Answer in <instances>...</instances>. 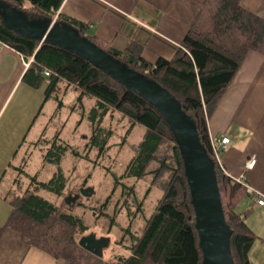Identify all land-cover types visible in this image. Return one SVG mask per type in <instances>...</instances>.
Returning a JSON list of instances; mask_svg holds the SVG:
<instances>
[{"label": "trees", "instance_id": "16d2710c", "mask_svg": "<svg viewBox=\"0 0 264 264\" xmlns=\"http://www.w3.org/2000/svg\"><path fill=\"white\" fill-rule=\"evenodd\" d=\"M0 1L21 10L29 20L56 18L57 22L73 27L120 64L174 95L196 125L199 139L214 162L226 222L232 231L234 263L251 264L249 252L257 235L245 214L236 210L247 195L246 188L222 169L213 150L207 117L218 105L245 55L250 50L264 53V18L245 9L241 0H180L198 5V18L172 59L159 58L151 63L131 49L120 51L99 40L90 32L89 24L62 13L56 15L64 0ZM0 43L19 51L26 61L32 59L23 80L33 87L48 80L45 100L53 98L57 102L56 113L63 108L64 97L70 91L77 94L76 106L86 109L85 98L94 99L87 113L90 133L83 151L60 141V131L52 140L45 136L39 139L38 144L44 146L43 168L56 166L48 180H41L40 172L28 173L24 165L10 164L20 173L6 194L12 211L0 228V236L12 227L23 241L68 264H203L184 158L175 134L158 108L89 58L54 42L19 33L1 21ZM46 70L49 76L45 75ZM115 124L122 125L119 140L115 139ZM137 125L146 129L143 139L128 142ZM94 150L97 157L92 159ZM127 150L130 157L117 172L120 159L115 161L110 153L119 155ZM68 151L73 153L76 163L84 159L93 163L95 169L108 160L104 171L111 181L108 188L96 189L90 197L80 196L76 203L68 205L64 197L71 189L72 175L62 167ZM157 163L159 167L152 169ZM163 169L170 174L167 189L154 212L147 216L145 201L152 187L141 196L138 182ZM93 177L89 173L80 186H88ZM42 192L53 195L52 199ZM123 219L127 224H122ZM139 220L142 224L136 227ZM95 226L108 235L118 230L115 243L123 250L114 251L105 259L82 247L81 237Z\"/></svg>", "mask_w": 264, "mask_h": 264}, {"label": "crops", "instance_id": "0c3cea01", "mask_svg": "<svg viewBox=\"0 0 264 264\" xmlns=\"http://www.w3.org/2000/svg\"><path fill=\"white\" fill-rule=\"evenodd\" d=\"M241 5L264 18V0H241ZM13 10L20 24L4 22L17 30L21 31V25L37 35L48 24L47 18L29 20L21 10ZM59 13L89 24L90 32L107 45L120 51L131 49L154 63L159 58L175 56L200 8L180 0H64L56 15ZM27 68L19 51L0 43V183L10 164L19 166L14 161L28 144L31 129L46 105V82L40 87L26 83L23 76ZM207 123L215 143L230 137L228 147L218 153L226 174L236 181L245 177L244 181L259 195L250 194L244 185L247 195L236 210L245 214L257 235L249 252L251 264H264V205L257 202V197L264 198V53L250 50L245 55ZM47 130L44 124L32 142L42 155L44 146L39 148L38 141L48 137ZM251 159H255L252 168L247 167ZM6 194L0 195V228L12 211ZM0 264L68 263L28 244L17 230L8 227L0 236Z\"/></svg>", "mask_w": 264, "mask_h": 264}, {"label": "water", "instance_id": "95a60500", "mask_svg": "<svg viewBox=\"0 0 264 264\" xmlns=\"http://www.w3.org/2000/svg\"><path fill=\"white\" fill-rule=\"evenodd\" d=\"M0 4L11 9L10 14L15 17L13 9H18L2 1ZM17 20L18 18L15 17V22ZM47 21L45 29L38 32L37 35L31 34L21 25L18 27L21 28V31L11 28L41 41L54 42L89 58L158 108L175 134L184 158L186 175L195 207L196 226L204 253L203 264H235L231 250L232 231L226 222L214 162L199 139L196 125L182 109L180 102L159 83L120 64L96 43L82 36L78 30L65 23L55 21L52 24L51 19ZM19 22L16 23V26L20 24ZM93 192L94 188L82 187L79 193L67 196L65 202L71 205L76 203L80 196L90 197ZM109 242V237L98 238L95 234L85 235L80 239L82 247L100 257L103 256V248L108 246Z\"/></svg>", "mask_w": 264, "mask_h": 264}, {"label": "rangeland", "instance_id": "374dc122", "mask_svg": "<svg viewBox=\"0 0 264 264\" xmlns=\"http://www.w3.org/2000/svg\"><path fill=\"white\" fill-rule=\"evenodd\" d=\"M11 9L7 8L6 6L0 4V21L6 24L5 22H8L12 26H16L15 17H12L10 14ZM4 20H6L4 22ZM20 23V22H19ZM6 26H8L6 24ZM11 28L10 26H8ZM12 29V28H11ZM14 30V29H13ZM48 81V80H47ZM44 84L43 87L47 84ZM85 105H87L86 109L82 108L81 106H76L75 103L77 102V94L74 91H70L65 97H64V106L61 110H59L56 113L57 108V102L53 98H49L48 101H46V105L42 112L40 113L39 117L37 118L34 126L31 129V132L27 138L28 144H26L22 151L20 152V157L14 161L16 165H24L26 171L30 174H35L37 172H40V179L45 181L48 180L51 175L55 172L56 166L48 165L46 168H43L42 166V158L43 155L41 152L39 153V149L37 151V148L34 146L35 144H32L37 138L38 132H40L42 126L44 124H47L48 130L46 133L47 138L52 140L56 133L58 131L61 132L60 135V141H63L65 143H69L70 146L74 149H77L79 151H83L86 147L87 142V135L90 133V122L87 117V113L94 103V99L85 98ZM116 120V119H115ZM113 120V121H115ZM35 121V120H34ZM112 121V122H113ZM108 123V121H107ZM117 134L115 135V139H120V135L123 132L122 125L121 124H115ZM146 129L142 125H137L135 130L132 132L131 137L129 138L128 142H140L144 135H145ZM117 140V141H118ZM43 147V145H39V148ZM27 148V151L31 149L32 151L30 153L24 152ZM112 157H114L115 161H119L118 165H114L112 163V166H115V170L117 172H121L123 163L127 161V159L130 157V151H124L122 153L115 154L114 151L110 153ZM22 157V158H21ZM94 157H97V150L93 151L91 153V158L94 159ZM26 158V159H23ZM24 160L27 162L24 163ZM76 158L74 157L73 153L68 151L64 156L62 160V167L66 174L72 175V186L70 191L67 193V196L69 195H75L79 193L80 189L84 186H80V183L84 181L85 177L89 173H93L94 177L89 182L88 187L94 188V190L99 189L102 191H105L108 186L111 184L110 179L105 177L104 171L106 170L107 166L109 165V161L105 160L102 161V163L97 166V169L93 168L94 164L90 163L84 159L78 160V163L75 162ZM11 162V161H10ZM2 163V161H0ZM159 167V163L153 164L152 169H157ZM20 173L19 170L15 169L12 165L7 169V173L5 176H3L2 181L0 183V195L2 196L3 193H7L8 190L13 188V180L14 178ZM170 178L169 172L167 170H162L157 175L155 173H152L148 175L146 178L138 182V190L141 196H143L145 190L150 186L152 187V191L150 192L149 196L147 197L145 201V208H146V214L147 216H150L154 210L156 205L158 204V200L163 196L164 191L167 189V184ZM132 183V181H130ZM41 194H44L49 199H52L51 197L53 195L49 194L46 195L44 192ZM66 196V197H67ZM64 197V201L66 199ZM122 224H127V221L123 219ZM141 220L137 221L136 227L141 225ZM91 232H95L97 234V237L106 236L111 238V243L108 247L103 249V256L105 259H108L114 251L121 252L123 249L122 247L118 246L115 242L117 238L119 237V231L117 230L115 233L111 234H105L99 226H95L92 228V230H89L86 235H88ZM95 234V235H96ZM90 235V234H89Z\"/></svg>", "mask_w": 264, "mask_h": 264}, {"label": "built area", "instance_id": "2783aa9c", "mask_svg": "<svg viewBox=\"0 0 264 264\" xmlns=\"http://www.w3.org/2000/svg\"><path fill=\"white\" fill-rule=\"evenodd\" d=\"M56 20V18L54 19V21ZM31 61H32V59H30V61H26V64H27V66H29L30 65V63H31ZM45 75L46 76H49L50 75V72L48 71V70H46L45 72ZM211 141H212V145H213V150H214V152H215V155H216V157H217V159H218V161H219V158H218V153H219V151L220 150H224V149H226L227 147H228V145H229V143H230V137L229 136H225V137H223L220 141H219V143H215L212 139H211ZM219 163H220V161H219ZM254 164H255V159H251L248 163H247V167H250V168H252L253 166H254ZM222 167V166H221ZM223 169V168H222ZM224 170V169H223ZM225 171V170H224ZM226 172V171H225ZM245 177H242V179L240 180V181H238V182H241L243 185H245V187L247 188V191L250 193V194H252V195H257V196H259L251 187H250V185L246 182V181H244L245 179H244ZM257 202H258V204H260V205H264V198L263 197H257Z\"/></svg>", "mask_w": 264, "mask_h": 264}, {"label": "flooded vegetation", "instance_id": "af4514ba", "mask_svg": "<svg viewBox=\"0 0 264 264\" xmlns=\"http://www.w3.org/2000/svg\"><path fill=\"white\" fill-rule=\"evenodd\" d=\"M84 187H87V186H84ZM98 238H100V237H98ZM110 243H111V238H110V242H109L108 246L110 245ZM108 246H106V247H108ZM106 247H104L103 249H105Z\"/></svg>", "mask_w": 264, "mask_h": 264}]
</instances>
